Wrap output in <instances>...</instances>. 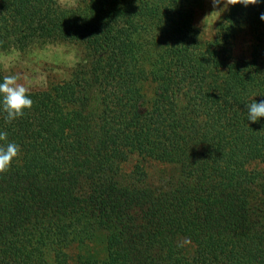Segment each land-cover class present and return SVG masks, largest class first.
<instances>
[{
    "label": "trees",
    "instance_id": "1",
    "mask_svg": "<svg viewBox=\"0 0 264 264\" xmlns=\"http://www.w3.org/2000/svg\"><path fill=\"white\" fill-rule=\"evenodd\" d=\"M205 1L0 0V59L78 52L53 111L0 105V264H264V0L208 40Z\"/></svg>",
    "mask_w": 264,
    "mask_h": 264
},
{
    "label": "rangeland",
    "instance_id": "2",
    "mask_svg": "<svg viewBox=\"0 0 264 264\" xmlns=\"http://www.w3.org/2000/svg\"><path fill=\"white\" fill-rule=\"evenodd\" d=\"M64 8L76 7L81 0H58ZM227 7L223 3L214 5L213 0H206L203 9L198 13L196 24L202 32L204 40L213 36L216 25ZM240 41V42H239ZM247 40L237 42V54L247 52ZM77 50L72 45H50L38 49L27 56L18 54L0 59L8 75L17 74L22 77L21 83L30 89L33 106L25 113L29 115L51 112L54 103L48 91V81L54 77L67 78L76 61Z\"/></svg>",
    "mask_w": 264,
    "mask_h": 264
},
{
    "label": "clouds",
    "instance_id": "3",
    "mask_svg": "<svg viewBox=\"0 0 264 264\" xmlns=\"http://www.w3.org/2000/svg\"><path fill=\"white\" fill-rule=\"evenodd\" d=\"M259 0H213V4L223 3L225 7L229 5L241 4L256 5ZM264 20V14L260 17ZM22 77L17 74L6 75L0 82V105L6 114L5 120L9 123L23 117L26 110H30L33 106V100L30 98V89L21 83ZM248 120L255 123L264 117V100L256 102L253 100L247 105ZM7 141V133L0 132V142ZM20 148L17 144L7 142L0 144V174L7 172L13 160L18 157Z\"/></svg>",
    "mask_w": 264,
    "mask_h": 264
}]
</instances>
